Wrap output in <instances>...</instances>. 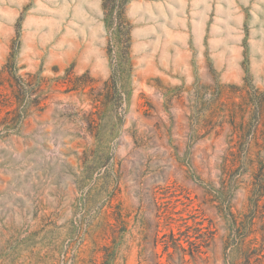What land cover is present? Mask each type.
Wrapping results in <instances>:
<instances>
[{"label":"rangeland","instance_id":"rangeland-1","mask_svg":"<svg viewBox=\"0 0 264 264\" xmlns=\"http://www.w3.org/2000/svg\"><path fill=\"white\" fill-rule=\"evenodd\" d=\"M173 242L264 264V0H0V264Z\"/></svg>","mask_w":264,"mask_h":264},{"label":"trees","instance_id":"trees-1","mask_svg":"<svg viewBox=\"0 0 264 264\" xmlns=\"http://www.w3.org/2000/svg\"><path fill=\"white\" fill-rule=\"evenodd\" d=\"M172 236H173V233H171ZM195 238H200L202 234H200V232H195ZM170 244L168 242H165V245H164V250H168ZM173 247L175 249H179L182 253L180 255V259H181V263L180 264H186V260H185V253H189L191 255V257L194 259V260H197V258H202V253H205L206 250H202L201 247L199 246V243H197L195 245V248H188L187 250L180 244H177L176 242H173Z\"/></svg>","mask_w":264,"mask_h":264}]
</instances>
